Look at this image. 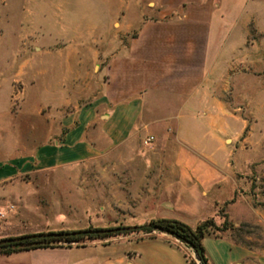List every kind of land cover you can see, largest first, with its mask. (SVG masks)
Instances as JSON below:
<instances>
[{"label": "crops", "instance_id": "obj_1", "mask_svg": "<svg viewBox=\"0 0 264 264\" xmlns=\"http://www.w3.org/2000/svg\"><path fill=\"white\" fill-rule=\"evenodd\" d=\"M115 1L113 14L90 19L84 26L71 25L67 41L55 48L76 51L75 55L100 51L94 54L101 65L99 94H92L89 52L84 73L68 69L70 76L60 79L69 82L63 98L37 108L35 119L46 127H21L14 149L0 142V212L7 211L13 189L32 183L33 175L108 156L119 147L151 150L136 157L144 162L146 176L156 179L155 185L135 191L130 213L120 218V225L168 218L193 227L232 197L231 161L247 122L227 97L240 73L237 64H244L237 62H245L244 51L253 46L247 42L255 19L245 10L250 0ZM254 21L255 30L264 33L262 21ZM110 24L114 31H109ZM121 35L125 42L119 40ZM79 93L90 97L88 102L59 111L74 103ZM170 146L174 150L167 153ZM98 224L82 220L66 229L105 227ZM3 228L0 224V239L16 235ZM201 242L209 264H244L247 258L264 264V253L223 238L206 236ZM37 250H50L47 253L54 256L39 255L37 264H192L186 254L198 264L189 247L157 232L119 235L108 243L0 254V264L22 254L38 255Z\"/></svg>", "mask_w": 264, "mask_h": 264}, {"label": "rangeland", "instance_id": "obj_2", "mask_svg": "<svg viewBox=\"0 0 264 264\" xmlns=\"http://www.w3.org/2000/svg\"><path fill=\"white\" fill-rule=\"evenodd\" d=\"M105 2L0 0L1 147L7 143V149H14L21 127H27L29 131L40 125L46 127L45 122L35 119L37 108L45 102L56 103L63 98L69 82H59L60 79L69 75L68 69L70 73H84L89 52L92 53L88 69L91 73L92 94H99L101 65L100 60H94V54L100 51H77L81 55H75L76 51L59 52L55 48L67 41L71 25L79 23L84 26L90 19L103 20L105 16L113 14L118 2ZM245 10L252 12L255 18L247 35V42L253 46L244 51L246 61L237 62L244 64H237L240 73L235 75L236 83L232 84L233 89L227 98L247 124L236 140L237 143L244 138L231 161L235 189L230 200L219 205L215 214L209 217L214 224L210 236L263 254L264 33L255 30L254 20L264 24V0H250ZM108 27L110 32L115 30V25L110 24ZM125 38L121 35L119 40L125 42ZM62 85L66 87L62 88ZM242 86L244 89L240 88ZM79 94L74 103L59 108V111L63 112L64 108L66 111L74 110L90 99ZM42 109L46 111L44 105ZM136 147H119L108 156L97 155L33 175L30 179L32 183L13 189L7 211L0 217L1 226L4 230L16 233L10 237L64 231L82 220L105 226L89 228L122 227L118 222L122 216L130 213L135 191L156 183V179L146 176L144 162L136 157L151 150ZM173 150L170 146L166 152L171 153ZM161 151L159 147L156 148L157 153ZM23 178L29 179L28 175ZM114 238H84L79 243L104 242ZM39 251L38 255L14 256L7 260V264H37L39 257H54L48 254L50 250ZM55 254L58 256L59 253ZM186 258L190 260L187 254ZM244 264L256 263L253 258H247Z\"/></svg>", "mask_w": 264, "mask_h": 264}, {"label": "trees", "instance_id": "obj_3", "mask_svg": "<svg viewBox=\"0 0 264 264\" xmlns=\"http://www.w3.org/2000/svg\"><path fill=\"white\" fill-rule=\"evenodd\" d=\"M114 227V228H123ZM131 231H117L109 234H98V235H77V236H68L60 238H40V239H30L25 240L20 243L19 247H10L0 249V254H10L18 251L25 250H34V249H43V248H55V247H79L83 246V243H79L82 239L86 238L89 240L94 239H104L109 237H117L119 235H125L129 233H141L143 235H150L153 232L165 233L175 238L179 242L183 243L186 247H191L192 251L195 254L198 264H209L205 251L202 245V239L206 236H210L214 224L211 218L204 219L198 222L195 226L190 227L185 223L168 218H157L147 221L143 225L132 226ZM85 229H95V228H85ZM62 232V231H56ZM103 242V241H102ZM109 240L104 241L103 243H108ZM186 257V255H185ZM188 260V259H187ZM190 263L195 264L191 259L188 260Z\"/></svg>", "mask_w": 264, "mask_h": 264}, {"label": "water", "instance_id": "obj_4", "mask_svg": "<svg viewBox=\"0 0 264 264\" xmlns=\"http://www.w3.org/2000/svg\"><path fill=\"white\" fill-rule=\"evenodd\" d=\"M132 229H133L132 226H126L123 228H95V229H81V230H75V231L30 233V234H24V235H20L16 237L0 239V249L10 248V247H19L21 242L25 240H30V239H40V238H49V237L60 238V237L77 236V235H83V234H89V235L109 234V233H114V232L121 231V230L131 231ZM189 248L192 250L191 247ZM193 256L196 259L194 252H193Z\"/></svg>", "mask_w": 264, "mask_h": 264}, {"label": "built area", "instance_id": "obj_5", "mask_svg": "<svg viewBox=\"0 0 264 264\" xmlns=\"http://www.w3.org/2000/svg\"><path fill=\"white\" fill-rule=\"evenodd\" d=\"M150 139H151V137L148 138V140H150ZM2 216H3V213L0 212V217H2Z\"/></svg>", "mask_w": 264, "mask_h": 264}]
</instances>
